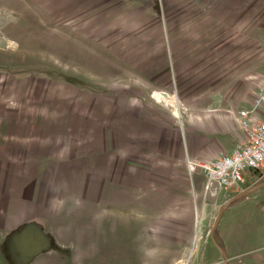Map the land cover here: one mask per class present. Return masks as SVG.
<instances>
[{"label": "rangeland", "instance_id": "rangeland-1", "mask_svg": "<svg viewBox=\"0 0 264 264\" xmlns=\"http://www.w3.org/2000/svg\"><path fill=\"white\" fill-rule=\"evenodd\" d=\"M180 4L0 0V64L32 79L30 110L44 102L50 125H64V135L74 129L83 140L101 130L110 145L95 165H78L85 176L66 179L70 165L61 166L67 201L51 222L41 219L46 228L15 236L0 228V264H187L198 233L209 237L213 224L201 229L204 207L189 190L193 174L156 172L146 105L161 110L160 129L168 117L181 131L189 118L222 111L241 124L232 110L259 86L247 82L264 71V21L219 19L214 5L190 13ZM244 173L246 182L259 175Z\"/></svg>", "mask_w": 264, "mask_h": 264}, {"label": "crops", "instance_id": "crops-1", "mask_svg": "<svg viewBox=\"0 0 264 264\" xmlns=\"http://www.w3.org/2000/svg\"><path fill=\"white\" fill-rule=\"evenodd\" d=\"M173 1L189 6L190 13H199L197 5L208 9L207 5L211 4L215 6L219 19L243 17L264 21V0ZM253 56L247 60L253 62L254 59L250 60ZM8 68V65L0 64V228H46L47 224H42L41 219L51 222L56 218L59 207L67 201L65 184L58 182L62 169L70 165L69 178L66 179L85 176L78 165H95L97 154L107 155L110 145L106 136L98 134L101 130L94 135L96 131L93 129L92 133L91 129L85 132L86 138L80 140L79 135L70 133L74 129L66 136L64 125L59 129L51 126L50 109H44V102L30 110L32 101L26 93L32 79L19 78ZM247 83L259 86L252 96L247 95L242 102L234 105L232 112L239 116L241 111L246 110L252 121L264 120V96L260 94V89L264 87V71L252 72ZM145 98H139L141 106ZM146 107L149 123L145 124L148 128L145 138L150 148L159 154L156 172L168 178L176 175V168L188 171L187 160L210 161L220 155L232 154L247 141L246 131L229 113L222 111L213 114L211 119L189 118L181 131L174 125L176 120L168 117L170 123L162 126L161 130V121L164 122L159 118L161 110L150 103ZM60 120H63L62 117ZM160 132L166 134L162 136L167 149L163 151L165 157L160 156ZM257 171L259 175L255 179L246 182L244 173V181L230 189L217 183L208 188L206 176L201 171L192 175V188L189 190L204 207L205 218L201 229L208 223L214 224L220 208L225 204L227 206L215 232L219 246L227 254V264H264V240L261 236L264 231V186L235 198L264 180L263 171ZM188 254L187 264H224L222 251L210 235L206 237L202 231L195 237Z\"/></svg>", "mask_w": 264, "mask_h": 264}, {"label": "built area", "instance_id": "built-area-1", "mask_svg": "<svg viewBox=\"0 0 264 264\" xmlns=\"http://www.w3.org/2000/svg\"><path fill=\"white\" fill-rule=\"evenodd\" d=\"M260 94L264 96V87ZM249 115L246 110L239 113L238 120L247 133V141L232 154L220 155L210 161L187 160L188 172H203L208 188L214 183L233 188L244 181V172L249 168L264 173V120L252 121Z\"/></svg>", "mask_w": 264, "mask_h": 264}, {"label": "water", "instance_id": "water-1", "mask_svg": "<svg viewBox=\"0 0 264 264\" xmlns=\"http://www.w3.org/2000/svg\"><path fill=\"white\" fill-rule=\"evenodd\" d=\"M262 186H264V182L257 184L256 186H254V187H253L252 189H250V190H245V191L239 193L235 198L243 197V196L247 195L248 193H250L251 191L256 190V189H258V188H261ZM226 208H227L226 204L223 205V206L220 208V210H219V212H218V214H217V216H216V219H215V221H214L213 227H212V229H211V233H210V238H211V240H212L213 243H214V244H215V245H216V246L222 251V254H223V257H224V264H227V262H228V257H227V254H226V253L221 249V247L219 246V244H218V242H217V240H216V238H215V232H216V229H217V227H218V224H219V222H220V219H221V217H222L224 211L226 210Z\"/></svg>", "mask_w": 264, "mask_h": 264}, {"label": "trees", "instance_id": "trees-1", "mask_svg": "<svg viewBox=\"0 0 264 264\" xmlns=\"http://www.w3.org/2000/svg\"><path fill=\"white\" fill-rule=\"evenodd\" d=\"M18 231V233H19V235H21V234H23L24 233V228L23 227H21V230H14V236H15V234H16V232ZM15 238V237H14ZM22 238V236H19V237H16L15 239H14V241L16 242V243H19V241H20V239ZM31 237L30 236H28V237H23V239H25V240H28L29 241V239H30Z\"/></svg>", "mask_w": 264, "mask_h": 264}]
</instances>
